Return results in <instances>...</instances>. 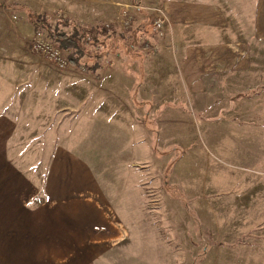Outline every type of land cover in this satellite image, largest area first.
Segmentation results:
<instances>
[{
    "label": "crops",
    "instance_id": "1",
    "mask_svg": "<svg viewBox=\"0 0 264 264\" xmlns=\"http://www.w3.org/2000/svg\"><path fill=\"white\" fill-rule=\"evenodd\" d=\"M82 1H59L68 3L71 22L79 24L82 15L92 28L119 12L107 0ZM112 1L133 4L139 20L135 26L148 22L159 9L166 13V34L157 41L178 59L184 87L197 101L214 96L228 74L250 70L249 58L241 48L250 47L251 41L264 45V0ZM14 3L18 8L7 6L24 14L21 27L36 30L27 10L41 14L47 10ZM8 46L0 50V264H125V258L131 264H185L188 213L210 239L216 232L220 239L230 236L223 239L227 244L242 239L237 245L228 244L227 254L234 259L229 258L227 264H264V203H158L154 210L114 198V185L109 182L122 170L101 166L95 142V126L100 130L107 121L100 100L105 85L95 88L91 74L100 69L94 58L101 57L84 58V72L79 69L83 57L77 63L69 60V66L59 70L28 53L19 41ZM102 72L99 75L104 79ZM255 94L262 100L264 118V90ZM94 95L96 104L91 102ZM195 105L204 112L207 104ZM138 107H145V125H138L132 143L141 147L148 140L144 129H153V103L140 100ZM232 122L237 124H226ZM246 125L247 132L237 135L245 147L235 157L255 166L248 162L244 176L222 173L220 183L264 185V120ZM156 149L159 156L169 154ZM127 153L130 160L131 152ZM177 161L164 168L167 181ZM175 190L173 198H186L179 187ZM164 191L171 194L165 187ZM235 209L236 216L230 217ZM163 220L167 234L160 227ZM218 250L210 245L208 253Z\"/></svg>",
    "mask_w": 264,
    "mask_h": 264
},
{
    "label": "rangeland",
    "instance_id": "2",
    "mask_svg": "<svg viewBox=\"0 0 264 264\" xmlns=\"http://www.w3.org/2000/svg\"><path fill=\"white\" fill-rule=\"evenodd\" d=\"M59 1L0 0L2 3L0 50L7 49L9 43L19 41V44L21 42L22 46L28 49V53L52 63L47 56L33 48L36 38L53 41L48 37L47 32L23 29L21 25L24 14L13 12L7 4L19 2L39 11L46 9L44 15L54 26L60 20L70 19L69 16L72 15L68 3L61 4ZM104 2L116 4L119 12L107 15L104 20L96 24L98 28L103 27L106 30L104 35H97L98 37H105L108 33L112 36L106 38V43H102L101 50L104 51L105 56L94 58L98 60L100 69L91 74L95 88L98 85L101 87L105 85L106 88V93L100 100L103 102L101 114L105 113L108 122L106 121L105 126L100 130L97 125L94 128L97 132L96 148L102 159L100 163L105 169L122 170L119 176L115 174L116 182H109L114 185L112 188L114 198L119 203H143L146 208L151 207L154 210L158 203H264V192H262L264 185L261 182L255 185L219 182L222 173H233L237 176L247 174L246 167L249 166V161L235 157L236 152L245 147L237 135L243 136L247 132L246 123L251 120L253 122L259 120L260 124L264 120L263 112L260 110L263 105L262 100L255 94V90H264V45L251 41L250 47L241 48L240 50H244L245 56L249 58L250 70L242 74H232L233 76L228 74L229 78L221 80L224 84L214 96L197 101L184 87L178 59L175 61L172 51L162 50L161 41H157L156 30L149 28L153 17L151 16L148 22L135 26L138 20L133 25V29L132 27L127 29L124 24L126 16L122 17L121 11L127 10L137 16L133 4L117 3L112 0ZM80 17L82 19L78 22L82 27L87 30L96 28V26L91 28V25L85 22L86 19L82 15ZM2 18L7 21L4 22ZM60 28L67 32L72 31L71 26L60 25ZM89 35L92 37L93 33ZM148 37L150 41L146 40ZM53 43L60 47L56 41ZM88 46L90 50L94 49L92 43ZM60 48L66 52L68 58L74 51ZM128 56L134 57L133 60L125 59ZM84 58L86 56L81 59L83 65L80 63L79 66L83 72L87 71ZM101 71L104 73V79L99 75ZM144 99L153 103L150 110V124L153 129L149 127V132L144 129L148 140L140 147L137 143L133 144L132 140L137 139L135 134L138 125H145L143 117L145 107H138L139 101ZM97 100V96L91 97L93 104H96ZM196 102L207 104L202 108L204 112L196 109ZM226 121H235L237 124L234 122L226 124ZM229 131H233L234 136L231 138L227 137L232 136ZM155 138L158 139V146L156 142L154 146ZM153 148H157V151L163 149L169 154L159 156ZM230 148L235 150L229 151ZM128 151L131 152L130 160L126 159L130 154L127 153ZM176 158L178 161L169 170L167 181L163 170L168 163L171 167ZM249 163L251 167L255 166V163ZM218 171L219 177L216 176ZM164 187L171 192L170 195L165 193ZM176 187L186 193V198H181L180 201L173 198L177 193ZM259 198H262L261 201ZM236 211L235 209L229 216L235 217ZM197 222L195 223V219L188 213L185 264H227L229 258L233 261L234 257L228 256L226 251L230 243L227 244L223 240L230 236L220 239L217 238L216 232L210 239V234L204 233L200 222ZM160 227L161 230H165V234L169 232L164 220L163 223L160 222ZM206 230L210 231L208 227ZM200 236L204 238L203 242ZM238 241L242 242V239ZM239 242L235 241L230 245H237L236 243ZM210 245L220 249V252L215 251L212 255L208 253ZM127 259H124V263L131 264ZM112 261H115V257H112ZM108 264L119 263L110 261Z\"/></svg>",
    "mask_w": 264,
    "mask_h": 264
},
{
    "label": "trees",
    "instance_id": "3",
    "mask_svg": "<svg viewBox=\"0 0 264 264\" xmlns=\"http://www.w3.org/2000/svg\"><path fill=\"white\" fill-rule=\"evenodd\" d=\"M9 6L13 8H18V4H9ZM23 8V7H22ZM27 17L35 26L36 30H44L47 32L49 38L56 43L59 44L60 47L64 49H72L73 52L69 55V60L77 63L80 58L82 57H103L105 53L101 50L102 43H106V38L112 36V34L108 33L105 37H98L97 35H104L106 30L103 27L92 28L91 30H87L86 28L82 27L78 23H73L69 19L60 20L53 26V24L48 21L44 14L33 12L31 10H27ZM62 26H71L72 31L67 32L66 30H62L60 28ZM135 28V27H134ZM143 29V27H142ZM93 33V36L90 37L89 33ZM90 37V38H89ZM92 43L93 48L92 50L89 49V42ZM92 41V42H91ZM260 91L255 90V93Z\"/></svg>",
    "mask_w": 264,
    "mask_h": 264
},
{
    "label": "built area",
    "instance_id": "4",
    "mask_svg": "<svg viewBox=\"0 0 264 264\" xmlns=\"http://www.w3.org/2000/svg\"><path fill=\"white\" fill-rule=\"evenodd\" d=\"M129 12L130 11L127 10L124 12L121 11V16H126L124 24L127 29L131 27L133 29V25L137 23L138 18ZM168 21L169 19L166 13L162 9H159L158 14L154 16L150 22L149 28L151 30H156L158 37H163L166 34L165 25L168 23ZM146 40L150 41L151 39L148 37ZM33 48L47 56L53 65L60 70L66 69L70 64L69 58L65 54L66 52L60 47L56 46L50 39L36 38V40L33 42Z\"/></svg>",
    "mask_w": 264,
    "mask_h": 264
}]
</instances>
